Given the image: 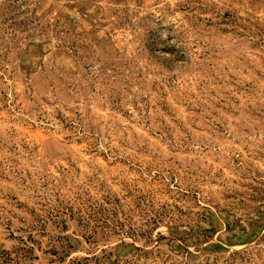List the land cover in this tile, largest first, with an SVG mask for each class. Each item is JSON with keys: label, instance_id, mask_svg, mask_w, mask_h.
Segmentation results:
<instances>
[{"label": "rangeland", "instance_id": "1", "mask_svg": "<svg viewBox=\"0 0 264 264\" xmlns=\"http://www.w3.org/2000/svg\"><path fill=\"white\" fill-rule=\"evenodd\" d=\"M0 264H264V0H0Z\"/></svg>", "mask_w": 264, "mask_h": 264}]
</instances>
